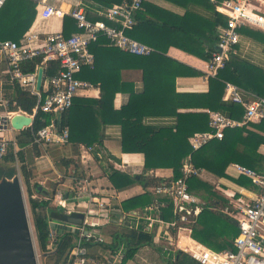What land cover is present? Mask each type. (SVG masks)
<instances>
[{"label":"trees","instance_id":"trees-1","mask_svg":"<svg viewBox=\"0 0 264 264\" xmlns=\"http://www.w3.org/2000/svg\"><path fill=\"white\" fill-rule=\"evenodd\" d=\"M95 1L104 6H112L123 0ZM145 1L135 14V24L132 28L126 29V33L153 47L154 50L148 55H136L112 44L103 35L91 44L90 49L95 57V65L92 68H84L78 76L92 85H98L101 94L99 98L78 95L73 99L71 107L62 113L61 127L69 128L70 141L76 144L85 143L87 147L93 146L94 143L90 140L100 142L101 125L120 123L123 134L122 152L143 153L146 169L168 168L172 170L173 178H178L182 175L183 164L190 156V162L197 169H206L219 177L228 176L227 168L232 162L245 164L257 171H264V155L258 151L260 145L264 144V122H250L243 126L227 128L223 139L213 138L200 148L194 149L191 137L197 132L211 129L209 114L202 111H178L180 108L208 107L240 119L244 112L241 104L222 100L226 85L233 83L245 91L264 96V89L242 73V71L249 72L264 79V69L230 53L225 66L218 70L216 76L209 77L207 92H177L175 85L178 76L199 75V72L168 59L159 51H166L170 46L175 45L209 60L212 52L217 49L218 25L222 23L221 15L215 10V2L211 0L186 1L212 8L215 11L214 19L191 10H187L182 16L176 15ZM215 1L217 3L220 0ZM38 12L36 0H5L0 6V42L21 41L32 27ZM147 13L151 16L147 17ZM102 18H104L102 15H95L91 19ZM255 28L259 30L244 26L240 32L244 29L247 32H253L255 37L264 42V29ZM74 31H78L75 21L70 16H65L64 33L69 35ZM39 67L44 68L45 79L56 74L60 69L57 60L45 61L42 56L22 63L24 73L35 72ZM134 67L143 69L145 86L142 92L135 91L134 84L122 78L124 68ZM5 68L4 62L2 69ZM0 76L5 79L3 89L4 96L9 100V108L34 114L39 97L29 89L23 88L18 81H11L8 74H1V70ZM118 92L129 93L130 96L125 105L115 109L114 99ZM41 94L42 98L46 95L43 88H41ZM148 115H175L177 121L174 125H148L144 122V118ZM47 123L48 116L38 110L33 124L20 130L14 140L7 141L6 153L0 157V177L13 176L17 170L14 163H20L19 168L27 186L38 246L44 252L52 249L50 232L54 229L56 231L53 245L55 249L51 254V257L55 259L53 264H65L70 257V249L78 233L75 230L50 227L51 221H60L68 213L63 206L51 205L53 196L46 194L40 180L37 179L39 173L31 159L32 151L36 155H40L42 151L38 144H34V133ZM114 159L117 161L116 158ZM58 165L62 169L65 168L66 174L75 175L76 173V176L84 177L83 172L79 170L78 162L72 157L67 155L61 157ZM107 168L108 180L113 188L122 189L137 182L145 188L144 193L127 198L116 205L120 208H115L117 211L128 212L145 208L158 200L161 208L160 217L164 220L174 218L173 205L168 197L154 192L155 187L166 183L169 178L157 176L152 172L137 176L121 171L112 164ZM235 181L245 186L251 184V180L243 175ZM189 185L192 192L204 199H209L210 202L202 206V210L196 217L193 216V223L181 226L182 231L188 232L184 229L188 227L191 237L216 250L233 246L234 239L239 233L236 216H231L224 211V208L221 210L216 206V201L220 199L218 193L211 184L198 175L190 177ZM34 192L42 194L43 197H37ZM114 215L117 213L114 212ZM119 224L115 230L107 232L111 240L99 245L103 250H116L125 245L127 247L125 262L142 246L154 245V232L137 229L124 222ZM177 232L178 229L172 228L174 235ZM163 259L165 264H199L191 254L182 249L164 254Z\"/></svg>","mask_w":264,"mask_h":264},{"label":"built area","instance_id":"built-area-1","mask_svg":"<svg viewBox=\"0 0 264 264\" xmlns=\"http://www.w3.org/2000/svg\"><path fill=\"white\" fill-rule=\"evenodd\" d=\"M5 0H0V6ZM50 0H36L39 14L43 19L52 16H70L76 24L78 31L66 35L62 31L40 32L32 31L25 35L21 41L4 40L0 42V56L6 64L4 73L9 75L11 81L29 89L39 97V103L34 110L35 116L41 110L48 116V123L34 133V144H66L70 141V131L67 126L58 127L57 116L71 107L73 99L83 91L92 88L89 81L80 78L78 74L86 67H94L95 57L90 46L103 35L110 42L121 49L136 55H148L153 47L129 36L126 29L135 24V14L142 7L144 0H123L98 11L104 18L91 19L83 6H76L65 11L61 6L50 3ZM215 10L221 15L222 23L218 25L217 49L212 52L207 62L209 77L216 76L218 70L223 68L234 47L240 42L241 28L244 26L261 27L264 29V14L249 8L247 0H220L216 3ZM220 17L219 15H217ZM42 56L45 61L57 60L60 65L58 72L47 79H43L42 88L46 92L42 98L41 90L37 89V74L24 73L22 63ZM45 86V87H44ZM226 97L228 100L241 104L244 108L242 118H233L220 110H208L210 117V130L197 132L191 139L194 149H198L209 140L223 139L227 128L243 126L250 122H264V96L248 92L235 84L227 83ZM22 110H11L9 100L0 93V157L6 153L7 139L1 134L10 125L11 117ZM26 113V112H25ZM93 146H89L92 149ZM16 149L18 147L16 146ZM232 166L240 176L251 180L247 186H239L233 190L230 197H235L233 209L237 213L239 233L234 239V244L224 250H216L199 243H183L182 250L189 252L199 264H264V172L244 164L233 162ZM182 175L178 178H169L166 183L154 188L158 195L168 197L172 203V220L160 217L161 208L159 201L145 207V212L138 214L142 222L135 228L152 232L156 224L167 229H182V225L193 223L206 203L204 198L192 192L189 179L199 175L191 162H185L181 169ZM81 184V185H80ZM71 208L67 201L60 195L58 205L67 208V213L79 212L83 214V221L75 225L78 236L70 249V257L65 264H123L126 258L127 247L120 246L116 250L99 248L95 246L107 242L103 226L113 220L112 202L108 197H96L89 193V178L84 177L79 183ZM250 190L245 193L244 190ZM86 193H89L86 194ZM240 194V196H236ZM248 196V200L241 195ZM88 197L86 200L85 197ZM81 208L82 210H80ZM124 222V219L123 221ZM189 230L188 227H184ZM52 249L55 247L56 231L51 229Z\"/></svg>","mask_w":264,"mask_h":264},{"label":"crops","instance_id":"crops-1","mask_svg":"<svg viewBox=\"0 0 264 264\" xmlns=\"http://www.w3.org/2000/svg\"><path fill=\"white\" fill-rule=\"evenodd\" d=\"M211 1L215 2V0ZM247 1L249 2L250 9H253L255 12L264 14V0ZM49 2L61 6L65 11H68L71 8H74L79 5L83 6L88 16L91 18H94L95 15H100L98 11L102 10L105 7H108L100 4L95 0H50ZM145 2H149L151 5L157 8L180 16L184 15L187 10H191L198 12L199 14L206 16L207 18H215V11L212 8L205 7L204 5H198L193 1L188 2L186 0H146ZM145 9L146 8H144V10ZM146 15L147 17L151 16L149 13H147ZM64 18L65 17L52 16L48 19H43L38 12L32 27L27 33L37 31L40 32L41 35H43L46 32H64ZM249 27L255 30H259L254 26ZM249 32H247L245 29L242 30L240 35V42L234 47L232 53H234L240 59L255 64L256 66L264 69V42L255 37L253 32ZM159 53H162L163 56L167 57L170 60H175L199 72V75L178 76L175 85L177 92L200 93L207 92L209 90V73L207 67L208 59L201 58L175 45L170 46L166 51H159ZM3 63V59L0 56L1 74H4L5 70L2 69ZM242 73L244 74V76L251 79L252 81H255L258 85L262 87V89H264L263 78L245 71H242ZM122 78L127 82H132L134 84L135 91H143L145 85L143 80L142 68H124L122 70ZM3 85L4 82H2V87ZM100 94V87L98 85H93L92 88L88 89L87 91H83L79 96L99 98ZM129 96V93L118 92L114 99V108L120 109L123 105L128 102ZM222 100L230 101L226 97V88L224 94L222 95ZM209 109L210 108L208 107L180 108L178 109V111H202L208 113ZM176 121L177 117L175 115H148L144 118L145 124L155 126L174 125ZM6 129L8 130L9 135L5 136L4 138H6L7 140H14L20 131L14 129L11 126L7 127ZM99 132L100 142H94L93 140H90L94 143L92 149L87 147L85 143L76 144V142L69 141L68 143L63 145H42L40 146L42 150L40 151V155H36L35 152L32 151L31 159L34 162L36 170L39 175H43L37 177V179H41L40 181L43 182V187L47 192V195L53 196V198L56 199H59V196L63 195V197L67 201L68 208H71V206L75 204L72 200H74L75 193L81 185H79L81 179H83L84 177H88L90 182V185L88 187L89 193L93 196L100 198L108 197L111 200L112 208L114 209L112 211L113 220L103 226V232L107 233L111 231V229H116L117 226L120 225L119 223H122L123 219L124 223H126L127 225H131V227L135 228L138 223L140 224L142 222V219L138 218L137 215L145 212V208H139L128 212H119L116 209L120 208L116 207V205H119L123 200L127 198L144 193L145 188L139 182L133 183L130 186H127L122 189L113 188L111 182L108 180L109 170L107 167L112 164L115 167L119 168L121 171H124L129 174L139 175L142 174L144 169H146L144 166L145 156L143 153L122 152L121 141L123 134L122 125L120 123L103 124L99 128ZM258 151L264 155V144L260 145ZM65 155H67L68 157H72L78 162L80 166L79 170L82 171L84 174L83 178L76 176V173L75 175L66 174L65 168L63 167L62 169L61 167H59L58 161L61 157H64ZM114 158H116L117 161ZM186 161L190 162V156L187 158ZM232 163H230L227 168L228 176L226 177L216 176L215 174L207 171L206 169H200L198 176L211 185L217 184V186L222 189L221 192H217L220 199L216 201V206L221 210L225 209L224 211L230 213L231 216H236L237 213L232 208L235 197H230L229 194L233 190H239V186L245 185L239 184L237 181H235V179L239 178L240 175L234 169ZM148 172H152L157 176H163L166 178L173 177L172 170L168 168H158L156 170L148 169ZM249 187L247 186L246 188ZM252 188L253 187L248 190H244L245 193H250V190ZM89 193L86 194L89 195ZM236 196H240V194H236ZM241 196L242 199L248 200V196H246V194ZM85 199H88L87 195ZM204 200L206 201V203L210 202L209 199ZM114 212H116L117 215H114ZM186 231L189 232V230ZM152 232H154V245L142 246L136 252V254L133 257L127 259L125 261L126 263L124 262V264H127L128 260L132 262L134 261V263L131 262V264H165L163 255L168 254L171 251L175 252L176 249H181L182 246L180 245L185 242L193 243L192 241H194L196 243L204 245L197 239L191 237L188 232L182 231V229H180L177 234L174 235L172 233V229L169 230L165 226H160L159 224H156ZM107 234L108 235L105 236L107 240L110 241L111 236L109 235V233ZM99 248L101 247L95 246L92 249L98 251Z\"/></svg>","mask_w":264,"mask_h":264},{"label":"water","instance_id":"water-1","mask_svg":"<svg viewBox=\"0 0 264 264\" xmlns=\"http://www.w3.org/2000/svg\"><path fill=\"white\" fill-rule=\"evenodd\" d=\"M44 68H38L37 89L41 90ZM35 116L18 112L11 117L10 125L16 130L31 126ZM58 127L62 126V114L57 116ZM148 173L144 169L143 175ZM138 176V175H137ZM41 189V187H40ZM83 221V214L71 212L60 221H51L50 227L75 230ZM0 264H40L37 245L30 220L23 181L18 169L9 177H0Z\"/></svg>","mask_w":264,"mask_h":264},{"label":"rangeland","instance_id":"rangeland-1","mask_svg":"<svg viewBox=\"0 0 264 264\" xmlns=\"http://www.w3.org/2000/svg\"><path fill=\"white\" fill-rule=\"evenodd\" d=\"M4 78L3 77H1L0 76V93H4V89H3V87H2V82H4ZM3 89V90H2ZM8 127H9V125H8ZM4 137L5 136H8L9 135V132H8V130L7 129H5L2 133H1ZM14 166L16 167V169H18V171L20 172V163H14ZM7 167V166H6ZM20 174H21V172H20ZM39 176H43V175H39ZM38 176V177H39ZM21 177H22V181H23V186H24V192H25V197H26V201H27V204H28V210H29V215H30V220H31V223H32V227H33V233H34V237H35V241H36V245H37V250H38V255H39V262H40V264H47V263H49V264H53L54 263V258L53 257H51V254L54 252V250H49V251H47V252H44V251H42L40 248H39V246H38V242H37V238H36V233H35V228H34V225H33V215H32V213H31V209H30V203H29V195H28V191H27V186H26V184H25V182H24V178H23V176L21 175ZM38 180H41V179H38ZM34 181H36V180H34ZM40 183H41V185L43 186V182L42 181H40ZM213 187H215V191H216V193L219 191V192H221L222 191V189H220L218 186H217V184L216 185H212ZM65 189V188H64ZM64 189H62V190H64ZM34 194L37 196V197H43V195L42 194H40V193H35L34 192ZM230 194H232V191L230 192ZM60 197V196H59ZM51 205L52 206H55V205H58V199H56V198H53L52 197V199H51ZM66 209L67 208H65V211H66ZM80 210H82L81 208H79ZM67 212V211H66ZM112 230V229H111ZM113 230H115V228L113 229ZM104 234L107 236V233H105L104 232ZM131 262L132 261H127V264H131ZM126 263V262H125ZM132 263H134V261L132 262ZM124 264V263H123Z\"/></svg>","mask_w":264,"mask_h":264}]
</instances>
